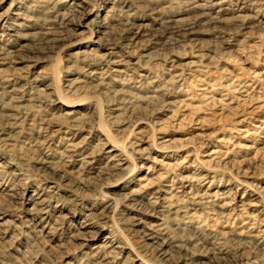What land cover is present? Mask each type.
<instances>
[{"label": "rangeland", "instance_id": "obj_1", "mask_svg": "<svg viewBox=\"0 0 264 264\" xmlns=\"http://www.w3.org/2000/svg\"><path fill=\"white\" fill-rule=\"evenodd\" d=\"M0 264H264V0H0Z\"/></svg>", "mask_w": 264, "mask_h": 264}, {"label": "bare ground", "instance_id": "obj_2", "mask_svg": "<svg viewBox=\"0 0 264 264\" xmlns=\"http://www.w3.org/2000/svg\"><path fill=\"white\" fill-rule=\"evenodd\" d=\"M95 74H96V73H95ZM40 162H41V161H40ZM116 166H117V165H116ZM116 166H115V167H116ZM118 168H119V167H118ZM114 170H115V169H114ZM114 170H113V171H114ZM118 170H119V169H118ZM133 196H134V195H133ZM153 202H154V201H153ZM208 202H209V201H208ZM41 203H42V202H41ZM155 203H157V202H155ZM213 203H215V202L213 201ZM151 205H152V203H151ZM153 206H154V204H153ZM167 207H168V206H167ZM222 208H223V206H222ZM154 209H155V208H154ZM168 210H169V209H168ZM156 213H157V212H156ZM143 235H145V234H143ZM147 235H148V234H147ZM149 235H150V234H149ZM149 235H148V236H149ZM143 237L145 238V236H143ZM150 238H151V236H150ZM152 238H153V236H152ZM154 238H155V237H154ZM146 239H147V238H146Z\"/></svg>", "mask_w": 264, "mask_h": 264}]
</instances>
